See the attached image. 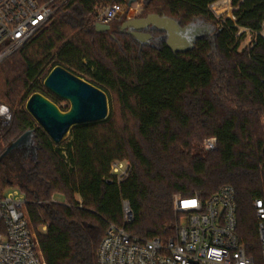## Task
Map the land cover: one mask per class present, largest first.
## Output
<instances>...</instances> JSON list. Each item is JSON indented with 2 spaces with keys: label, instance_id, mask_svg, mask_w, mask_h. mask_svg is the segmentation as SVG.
<instances>
[{
  "label": "trees",
  "instance_id": "trees-1",
  "mask_svg": "<svg viewBox=\"0 0 264 264\" xmlns=\"http://www.w3.org/2000/svg\"><path fill=\"white\" fill-rule=\"evenodd\" d=\"M131 1L57 3L49 25L0 65L5 97L24 93L27 102L38 92L59 106L44 81L61 66L105 91L109 101V92H115L121 111L116 119L110 107L107 121L72 129L65 152L40 127L37 134L31 129L35 121L26 108L0 116V156L28 130L34 131L36 149L15 183V170L0 162L5 178L0 188L6 183L26 192L30 227L47 264H98L109 225L123 224L124 201L134 214L127 231L167 239L179 223L174 196L207 200L231 186L238 236L261 261L254 202L264 200V0H229L223 20L216 17L220 0H147L145 17L166 16L191 31L209 25L211 34L195 37L193 48L183 53L168 48L166 35L154 28L145 31L152 36L147 43L114 29L116 21L109 32H96L97 7ZM246 30L253 41L242 47ZM34 47L39 56L32 59ZM12 75H18L19 91L9 86ZM209 138L217 139L214 151L204 149ZM125 161L131 173L119 181L111 166ZM33 180L48 189L44 201L30 189ZM52 192L65 202H49Z\"/></svg>",
  "mask_w": 264,
  "mask_h": 264
},
{
  "label": "built area",
  "instance_id": "built-area-1",
  "mask_svg": "<svg viewBox=\"0 0 264 264\" xmlns=\"http://www.w3.org/2000/svg\"><path fill=\"white\" fill-rule=\"evenodd\" d=\"M69 1L0 0V65L53 16L55 4ZM124 7H101L96 23L110 25L124 13ZM216 148V138L205 140L206 151ZM130 173L128 163L115 162L111 166V174L119 181ZM27 204V195L18 186L7 195H0V264H47L30 227ZM254 208L259 220L261 261L247 253L238 236L236 192L231 186H224L207 200L174 196L179 223L167 239L149 240L127 231L134 214L124 201L123 224L109 225L98 247V264H264V200H255Z\"/></svg>",
  "mask_w": 264,
  "mask_h": 264
},
{
  "label": "water",
  "instance_id": "water-1",
  "mask_svg": "<svg viewBox=\"0 0 264 264\" xmlns=\"http://www.w3.org/2000/svg\"><path fill=\"white\" fill-rule=\"evenodd\" d=\"M137 0H132L131 7ZM119 19V18H118ZM122 30L128 29L140 43H147L152 36L145 31L154 28L166 35V43L174 53H183L194 46L195 37L204 33L200 29L191 31L182 28L169 17L156 14L145 18H134L122 24ZM97 33L109 32L111 25L95 24ZM211 34L209 25L204 29ZM264 37V33H262ZM47 91L62 101L69 103V109L63 111L55 102L41 93L32 94L26 102V111L56 146L68 140L75 127L105 122L110 116V101L107 93L83 78L71 73L61 66H56L44 81ZM34 131L28 130L12 141L0 156L8 170L22 167L28 154L35 157ZM18 151L22 157H17Z\"/></svg>",
  "mask_w": 264,
  "mask_h": 264
},
{
  "label": "rangeland",
  "instance_id": "rangeland-1",
  "mask_svg": "<svg viewBox=\"0 0 264 264\" xmlns=\"http://www.w3.org/2000/svg\"><path fill=\"white\" fill-rule=\"evenodd\" d=\"M146 2H147V0H137V2L134 3L130 8H129L128 5H125L124 13H122L119 16L118 20H115L116 22L114 21L115 23L112 25V27L114 29L115 28L117 29V27H121L122 24L124 22L128 21V20H131V19H134V18H144L146 16V14H148L147 11H149V10H146V7H145V3ZM228 3H229V0H220V1H218L215 4V9L218 10V13H217L216 17L222 18V20L226 18V14H228ZM100 10H101V7H97L95 9L96 15L100 12ZM51 18L45 24H47L51 20ZM47 25H49V24H47ZM215 27H216V30L221 28V23L220 22L219 23L215 22ZM205 28H206V25L203 26L202 28H200V30H202L205 33V31H204ZM242 32H245V31L241 30L239 34H241ZM246 33H247V37H246L245 41L243 42L242 47L250 46V44L253 41V34L248 32L247 30H246ZM262 33H264V30H263ZM115 38H120V37H117V35H116ZM30 56H31L32 59L33 58H37L39 56L38 51H37V47H34L32 53L30 52ZM52 63H53L52 59L49 60L48 64L45 67L44 75L50 70V68L52 66ZM20 72H21V69L17 73H20ZM17 76L18 75H12V76L9 77V83H10L9 86L14 88L15 90L19 91V87H17V86H19V83H17V80H16ZM39 80H40V78H39ZM14 82H16V83H14ZM0 88H3V89H1V93L4 94V91H5L4 84L0 83ZM16 94L11 93L10 94V98L8 96L5 97L3 95H0V102H1L0 103V116L9 115V114H15L17 112H21L22 113V112L25 111V104H26L25 94L24 93L20 94V97L16 96ZM13 95H14V97H13ZM109 95H110V107H111L112 114H113L114 118L119 119L120 116H121V111H120V106H119V103H118V100H117V96H116L115 92H112V91L109 92ZM58 103H59V107H61L63 109H67L70 106L68 102H65V101H62V100H59ZM31 129H34L36 131V134H37V132H38V130L40 128L37 125V123L34 122V124H33ZM66 144L67 143H63L61 145L62 146L61 149L64 152H65V150L67 148ZM16 154H17V157H22L23 156L22 152H20V151H18V153H16ZM27 157H29V159H30L33 156L30 153V154H28ZM27 157L24 160H26ZM125 163H128L130 165V163L128 161H125ZM2 182H5V178H4V175H3V172H2V168L0 167V183H2ZM12 182L15 183L17 181L16 180H14V181L12 180ZM7 185L8 184L5 183V186L0 188V195H7L9 192H11L12 188L18 186V185H12L11 187H7ZM18 187H20V186H18ZM20 189L22 191H24L21 187H20ZM30 189L33 190V191L39 192L41 194L42 200L43 201L45 200V198H46L45 192L48 189L45 187V185L42 182H38V181L33 180V184L30 186ZM53 199L56 202L61 203V204H63L65 202V199L61 196V194H59L57 192H55V193L52 192L51 193V199L49 200V202H52ZM44 230H46V229L43 228V231Z\"/></svg>",
  "mask_w": 264,
  "mask_h": 264
},
{
  "label": "flooded vegetation",
  "instance_id": "flooded-vegetation-1",
  "mask_svg": "<svg viewBox=\"0 0 264 264\" xmlns=\"http://www.w3.org/2000/svg\"><path fill=\"white\" fill-rule=\"evenodd\" d=\"M118 20V19H117ZM205 25H207V24H202V27L203 26H205ZM122 27V26H121ZM121 27H117L118 28V30H120L121 32H128V29H126V30H122V28ZM201 26H199V28H197V29H200V28H202ZM207 34V33H206ZM201 35H205V33H202ZM200 35V36H201ZM208 35V34H207ZM33 156V155H32ZM34 157V156H33ZM33 157L32 158H30L29 159V157H27V159L25 160V164L29 161V160H31V162L33 161ZM24 171V166L23 167H16V169H15V171L13 172V174H15V176H13L14 177V179L15 180H20L19 178H21L22 176H21V173ZM21 176V177H20Z\"/></svg>",
  "mask_w": 264,
  "mask_h": 264
}]
</instances>
